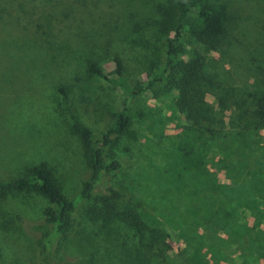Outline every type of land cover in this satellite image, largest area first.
<instances>
[{
    "label": "rangeland",
    "instance_id": "obj_1",
    "mask_svg": "<svg viewBox=\"0 0 264 264\" xmlns=\"http://www.w3.org/2000/svg\"><path fill=\"white\" fill-rule=\"evenodd\" d=\"M227 2L237 11L218 48L203 51L187 36L180 43L182 58L207 54L192 87L199 122L177 109L164 80L138 94L129 103L135 137L119 140L120 167L94 190L110 183L160 215L116 199L138 222L109 220L99 203L82 200L51 264H264V129L241 139L234 119L235 103L264 94V0ZM170 5L0 0V183L43 162L73 196L88 169L59 89L84 125L105 131L124 93L89 65L115 80L117 57L128 83L145 82L147 65L161 63ZM183 145L193 146L192 163L178 161ZM46 205L32 193L0 194V264H45L36 239Z\"/></svg>",
    "mask_w": 264,
    "mask_h": 264
},
{
    "label": "trees",
    "instance_id": "obj_2",
    "mask_svg": "<svg viewBox=\"0 0 264 264\" xmlns=\"http://www.w3.org/2000/svg\"><path fill=\"white\" fill-rule=\"evenodd\" d=\"M170 15L166 20V30L162 38L161 63L153 61L147 65L145 71L146 81L128 83L122 74L120 59L113 57L115 63V80H110L94 64L89 65V70L97 76L117 85L124 93V103L115 113L111 125L99 135H95L84 125L71 110L64 90L59 89L63 109L69 119L71 131L79 138L83 147V156L88 169V176L81 179L79 189L72 197H67L62 192L53 172L46 163L39 162L25 167L14 179L0 183V194H35L43 197L47 205L42 210L43 226L39 237L36 239L38 245L46 253L45 264H51L53 248L59 244L60 238L65 235L72 221L76 205L82 200L93 199L99 203L104 215L109 220L113 216H120L126 222L136 224L137 214L131 209L117 210L116 199H124L130 204L138 205L146 211L157 214L148 204L137 199L133 194L122 191L110 183L103 186L102 192L96 194L95 188L101 183L106 175L114 173L120 162L112 157L114 148L119 144L122 137L134 138L130 128L132 123L131 109L129 103L135 97L164 80L168 88L174 90L173 103L178 110L193 117L195 123L199 122L202 111L195 106L192 99L193 85L196 83L197 74L203 66L207 54L182 58L179 53L184 51L180 43L184 36L193 39L202 45L203 51L209 52L218 48L227 38L226 29L228 22L233 20L237 8L229 6L227 0H170ZM186 31L184 23L187 21ZM193 52V51H192ZM240 112L234 116L238 122L239 130L236 135L244 138V132L253 129H264V94L258 95L250 104L235 103ZM193 146L183 145L179 149L178 161L180 163H192L196 154ZM160 215V214H157ZM161 219L162 216H159ZM219 222H223L218 218ZM147 258L142 259L139 264H147Z\"/></svg>",
    "mask_w": 264,
    "mask_h": 264
}]
</instances>
